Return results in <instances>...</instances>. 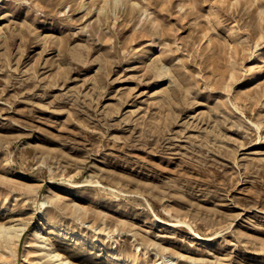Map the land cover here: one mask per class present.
Returning a JSON list of instances; mask_svg holds the SVG:
<instances>
[{
    "label": "rangeland",
    "instance_id": "1",
    "mask_svg": "<svg viewBox=\"0 0 264 264\" xmlns=\"http://www.w3.org/2000/svg\"><path fill=\"white\" fill-rule=\"evenodd\" d=\"M263 69L264 0H0V264H264Z\"/></svg>",
    "mask_w": 264,
    "mask_h": 264
},
{
    "label": "bare ground",
    "instance_id": "2",
    "mask_svg": "<svg viewBox=\"0 0 264 264\" xmlns=\"http://www.w3.org/2000/svg\"><path fill=\"white\" fill-rule=\"evenodd\" d=\"M23 231L24 226L22 225L14 223L5 225L3 223H0V244L4 248L6 247V249L13 247L19 241L20 237L23 234ZM30 234L34 236V238L36 239V245L40 250L43 251L44 256H46L52 264H74L68 259L67 256L64 255L60 248L54 246L52 238L44 234L42 230V221H38V223L31 230ZM39 239L42 240L39 241Z\"/></svg>",
    "mask_w": 264,
    "mask_h": 264
}]
</instances>
